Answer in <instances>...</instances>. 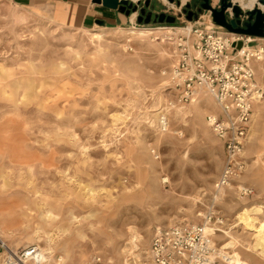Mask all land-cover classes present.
I'll return each mask as SVG.
<instances>
[{"label": "rangeland", "instance_id": "obj_1", "mask_svg": "<svg viewBox=\"0 0 264 264\" xmlns=\"http://www.w3.org/2000/svg\"><path fill=\"white\" fill-rule=\"evenodd\" d=\"M151 1L176 22L71 27L52 2L0 0V264L28 246L40 264H153L157 227L201 223L212 207L217 264H264V98L245 169L220 194L217 104L207 91L181 103L171 83L176 39L211 15ZM252 65L264 90V58Z\"/></svg>", "mask_w": 264, "mask_h": 264}, {"label": "built area", "instance_id": "obj_2", "mask_svg": "<svg viewBox=\"0 0 264 264\" xmlns=\"http://www.w3.org/2000/svg\"><path fill=\"white\" fill-rule=\"evenodd\" d=\"M214 6L219 7L220 0ZM242 10L243 26L249 9ZM227 16L235 17L232 7L227 10ZM187 29L175 41L177 62L171 71V83L181 103L195 101L200 89H205L217 104L218 112L209 114L207 122L226 148L225 165L215 183L220 192L246 166L243 153L254 107L264 98L252 62L264 58V45L258 43L257 37L230 32L213 20L210 25L195 21ZM239 41L243 42L240 49ZM161 125L167 128L166 116L162 117ZM239 191L244 195L252 192L247 187H239ZM199 214L203 218L201 223L184 222L155 229L150 245L153 264H217L219 253L212 237L222 219L213 207ZM40 255L36 246L21 250L6 247L3 259L5 264H40Z\"/></svg>", "mask_w": 264, "mask_h": 264}, {"label": "water", "instance_id": "obj_3", "mask_svg": "<svg viewBox=\"0 0 264 264\" xmlns=\"http://www.w3.org/2000/svg\"><path fill=\"white\" fill-rule=\"evenodd\" d=\"M171 2L175 0H170ZM178 4H181V0H176ZM234 0H220V6L216 7L213 5L212 0H203L198 9L194 11H189L186 15L189 20L198 19L204 14L210 13L213 22L227 29L230 32L239 33L242 35L264 38V9L259 6L249 9L247 11L248 19L241 25L240 16L243 14L241 6L237 3L233 4ZM264 4V0H259ZM98 4L103 5L106 8L117 10L127 17H131L136 13V21L139 24L152 23L153 11L147 10L151 4V0H93ZM139 5L142 7L139 8ZM185 6L189 7L190 3L186 2ZM232 7L234 18L228 19L227 10ZM177 17L173 14H168L166 12L156 13L153 19L154 23L157 22H168L175 23ZM98 24L104 25L105 21L102 19L97 20ZM243 46V42L239 41L237 43V48L240 49Z\"/></svg>", "mask_w": 264, "mask_h": 264}, {"label": "crops", "instance_id": "obj_4", "mask_svg": "<svg viewBox=\"0 0 264 264\" xmlns=\"http://www.w3.org/2000/svg\"><path fill=\"white\" fill-rule=\"evenodd\" d=\"M43 1L54 3L55 20L71 27L92 28L97 24V20L99 19L105 21L104 25H119L131 21V17H127L117 10L106 8L101 4L93 2V0H18L23 5ZM218 2L219 0L213 4L217 5ZM259 113V110L255 111L254 120L258 118Z\"/></svg>", "mask_w": 264, "mask_h": 264}, {"label": "bare ground", "instance_id": "obj_5", "mask_svg": "<svg viewBox=\"0 0 264 264\" xmlns=\"http://www.w3.org/2000/svg\"><path fill=\"white\" fill-rule=\"evenodd\" d=\"M136 1V0H135ZM164 1H167V0H164ZM235 2H239V5L244 8V9H252L254 7H257L259 6L260 8L264 9V4L261 3L259 0H234ZM253 5V6H252ZM252 6V7H251ZM250 7V8H248ZM205 15V14H204ZM134 18H136V13H134L132 16H131V19L133 20ZM132 33H135V31H132ZM260 40L261 39H264V38H259ZM203 92H206L205 89H200L199 91V95L200 93H203ZM262 100L256 102V103H259L261 102ZM248 139V138H247ZM225 192V188L221 189L220 190V194L224 193ZM263 237V236H262ZM42 252V251H41ZM41 256V259L42 260V254L40 255ZM36 263H39V262H36ZM5 264V263H4ZM34 264V263H33Z\"/></svg>", "mask_w": 264, "mask_h": 264}, {"label": "flooded vegetation", "instance_id": "obj_6", "mask_svg": "<svg viewBox=\"0 0 264 264\" xmlns=\"http://www.w3.org/2000/svg\"><path fill=\"white\" fill-rule=\"evenodd\" d=\"M202 2H203V0H191V2H189L190 3V6L189 7L184 6L183 7V11L186 13V15L188 14L189 11H194L195 12L198 9V7L201 5ZM212 3H213V0H212ZM155 6L156 5L151 1V4H150V6L147 9L148 11L149 10L153 11V14H152V22H153V19L155 17V14L156 13H160V11H157L155 9ZM140 7H142V5H139V8Z\"/></svg>", "mask_w": 264, "mask_h": 264}]
</instances>
